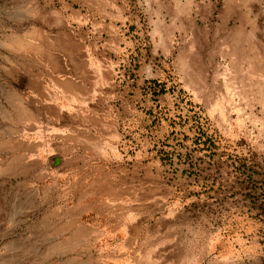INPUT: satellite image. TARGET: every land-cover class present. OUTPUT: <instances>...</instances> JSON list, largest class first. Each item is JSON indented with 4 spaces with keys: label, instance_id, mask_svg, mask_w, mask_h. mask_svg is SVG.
Returning a JSON list of instances; mask_svg holds the SVG:
<instances>
[{
    "label": "rangeland",
    "instance_id": "374dc122",
    "mask_svg": "<svg viewBox=\"0 0 264 264\" xmlns=\"http://www.w3.org/2000/svg\"><path fill=\"white\" fill-rule=\"evenodd\" d=\"M0 264H264V0H0Z\"/></svg>",
    "mask_w": 264,
    "mask_h": 264
},
{
    "label": "crops",
    "instance_id": "0c3cea01",
    "mask_svg": "<svg viewBox=\"0 0 264 264\" xmlns=\"http://www.w3.org/2000/svg\"><path fill=\"white\" fill-rule=\"evenodd\" d=\"M82 1H87V0H82ZM97 1V0H96ZM97 12L99 14L102 12L103 16L99 18H95L94 26L95 28H103L105 29L106 27H110L111 22H108V18L110 16V12L105 5H102L101 3H97ZM92 7V6H90ZM86 11L83 12V10H78V9H71V14L75 17H77V22H79V25L85 24L87 22L86 18L89 14V9H85ZM111 17V16H110ZM105 18V19H104ZM98 59H102L98 57ZM103 60V59H102ZM101 73L97 74V84H100L101 76H102V81L109 79V76L107 74H103L105 69L100 70ZM81 72L79 75L82 77L80 79H71L68 76L63 77L62 75H59L54 79L55 83V89H46L44 87H41L40 90V95L43 100L44 105L49 106L50 109H52V114L55 116L57 120L59 118H62L64 115V111L68 114V116H75L76 119L80 120V124L83 125H89V124H96L97 127L100 126L101 121H97L94 118L90 117L88 114V109L90 108V101L94 100L95 96H93V92L95 91V87H90L89 86V80L86 78L89 75L86 73ZM98 89V88H97ZM96 89V90H97ZM99 91L101 89H98ZM102 91V90H101ZM49 100V102H48ZM73 109H76L74 112ZM78 109L81 110V113L79 115H74V113L77 114ZM84 128V127H83ZM86 138L88 139H95L96 136L94 133H91L88 135L81 134V136L76 140L79 143L86 144ZM99 137L97 138V140ZM67 139L68 142H70ZM71 148L74 147V145L69 146Z\"/></svg>",
    "mask_w": 264,
    "mask_h": 264
}]
</instances>
